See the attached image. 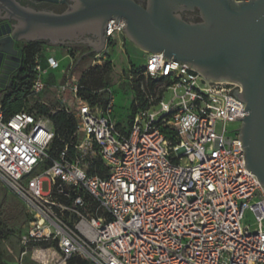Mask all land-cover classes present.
Masks as SVG:
<instances>
[{
	"label": "built area",
	"instance_id": "1",
	"mask_svg": "<svg viewBox=\"0 0 264 264\" xmlns=\"http://www.w3.org/2000/svg\"><path fill=\"white\" fill-rule=\"evenodd\" d=\"M114 21L91 67L125 39ZM163 55L146 53L122 122L113 96L87 92L70 53L35 56L26 105L10 116L0 106V179L29 217L20 261L2 264L29 253L36 264H264V187L238 139L240 87ZM50 88L58 102L68 89L71 105L51 109L40 99ZM58 111L74 123L60 149Z\"/></svg>",
	"mask_w": 264,
	"mask_h": 264
},
{
	"label": "water",
	"instance_id": "2",
	"mask_svg": "<svg viewBox=\"0 0 264 264\" xmlns=\"http://www.w3.org/2000/svg\"><path fill=\"white\" fill-rule=\"evenodd\" d=\"M194 9L199 22L179 15ZM109 19H123L125 37L145 53L162 52V59L173 57L207 81L242 87L241 93L232 92L247 113L237 117L242 120L238 139L247 171L264 187V0H148L146 8L132 0H76L61 14L0 0V20L5 21L0 24V93L21 65L18 43L71 44L83 24L100 20L102 43L93 47L100 52Z\"/></svg>",
	"mask_w": 264,
	"mask_h": 264
},
{
	"label": "rangeland",
	"instance_id": "3",
	"mask_svg": "<svg viewBox=\"0 0 264 264\" xmlns=\"http://www.w3.org/2000/svg\"><path fill=\"white\" fill-rule=\"evenodd\" d=\"M121 39V38H120ZM115 40L105 49V59H102L100 64L91 67V57L96 51L84 46H60L61 54L64 56L70 53L74 60V74L77 77L83 73L82 82L89 81L91 78L97 77V71H107V80H104L99 87L104 89L105 94L113 96L115 99V117L118 122H122L129 113L131 99L137 94V78L139 68L143 65L146 53L136 47L126 38ZM24 44L18 43V48H22ZM46 47L42 50L46 51ZM45 54L41 58V62H45ZM41 57V56H40ZM59 58V57H57ZM68 59H64L61 63V69L68 65ZM60 69V70H61ZM84 74V71L87 70ZM60 70L56 71L54 76H61ZM51 74L50 80H55ZM56 93L54 88H50L45 93L43 99L53 110L58 107L70 106L72 95L68 89L59 95V102L54 103L52 95ZM104 94V95H105ZM51 95V96H50ZM229 129L233 126L228 127ZM217 131H220V126H217ZM43 189H46L44 184ZM29 217L26 208L21 199L15 195L0 179V249L3 253V263H15L20 261V246L19 238L28 227ZM22 264H36L29 253L22 259Z\"/></svg>",
	"mask_w": 264,
	"mask_h": 264
},
{
	"label": "trees",
	"instance_id": "4",
	"mask_svg": "<svg viewBox=\"0 0 264 264\" xmlns=\"http://www.w3.org/2000/svg\"><path fill=\"white\" fill-rule=\"evenodd\" d=\"M47 44L41 41L25 42L22 47L21 65L12 76V82L0 93V106L5 116H10L22 109L28 102V95L31 89L33 75L32 67L34 58L40 54L42 47ZM107 71H97V77L91 78L89 81H84L87 92L91 90L100 89L99 87L104 80H107ZM54 129L55 140L54 147L60 149L61 143L59 140L66 139L68 134L73 130V120L69 118L64 112L58 111L54 114ZM3 253L0 249V264H2ZM78 263L77 260L69 261L68 264Z\"/></svg>",
	"mask_w": 264,
	"mask_h": 264
},
{
	"label": "flooded vegetation",
	"instance_id": "5",
	"mask_svg": "<svg viewBox=\"0 0 264 264\" xmlns=\"http://www.w3.org/2000/svg\"><path fill=\"white\" fill-rule=\"evenodd\" d=\"M132 1L140 5L143 8H146L148 5V0H132ZM18 2L36 11L52 12L56 14L67 12L71 10V8L74 7L76 4V0H37V1L36 0H18ZM179 15L181 16L183 20L187 22H199L200 21L199 12L197 9H194L193 11H183L179 13ZM120 20H123V19H120ZM3 23H5V21L0 20V24H3ZM102 29H103L102 21L100 20L89 21L80 27V32L82 34L76 40L72 41L71 44H66V45L84 46L90 49V51H93L94 46H99L102 43ZM78 41H82L84 44ZM41 42H44V41H41ZM104 42H105V38H104ZM14 73L15 72H13L10 75V79H12V76L14 75ZM237 85L240 87L239 93H241L242 87L239 84Z\"/></svg>",
	"mask_w": 264,
	"mask_h": 264
},
{
	"label": "crops",
	"instance_id": "6",
	"mask_svg": "<svg viewBox=\"0 0 264 264\" xmlns=\"http://www.w3.org/2000/svg\"><path fill=\"white\" fill-rule=\"evenodd\" d=\"M21 44H24V42H21ZM17 46H18V44H17ZM60 46H67V47H72L73 45H50V44H45L43 47H46L47 49H46V51H44V50H42L41 51V53L40 54H42V55H45L46 53L47 54H51V55H49V57H51V56H53V57H59V58H57V59H62L64 56H62V54L60 53L61 52V49L62 48H60ZM48 81H51L50 80V77H48ZM48 92V91H47ZM45 94H43L41 97H40V99L41 100H43V101H45L44 99H43V96H44ZM51 96V95H50ZM52 98H53V100H54V103L55 104H57L58 103V101H57V99H56V96L54 95H52L51 96ZM23 108V107H22Z\"/></svg>",
	"mask_w": 264,
	"mask_h": 264
}]
</instances>
